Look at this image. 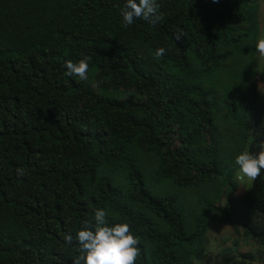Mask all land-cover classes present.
Instances as JSON below:
<instances>
[{
	"label": "trees",
	"instance_id": "obj_1",
	"mask_svg": "<svg viewBox=\"0 0 264 264\" xmlns=\"http://www.w3.org/2000/svg\"><path fill=\"white\" fill-rule=\"evenodd\" d=\"M157 2L153 26L125 25V0H0V264H73L97 209L131 225L137 264L254 258L226 249L212 263L213 221L264 247V171L237 196L223 143L242 133L258 152L264 107L214 82L255 41L264 0ZM86 56L87 81L66 75Z\"/></svg>",
	"mask_w": 264,
	"mask_h": 264
},
{
	"label": "clouds",
	"instance_id": "obj_2",
	"mask_svg": "<svg viewBox=\"0 0 264 264\" xmlns=\"http://www.w3.org/2000/svg\"><path fill=\"white\" fill-rule=\"evenodd\" d=\"M214 3L219 0H213ZM157 0H125L121 9V16L125 25H132L134 20L140 19L150 25H157L163 20ZM256 50L264 58V38L258 40ZM164 48L156 50V56H162ZM91 57L86 56L78 62L67 60L64 67L66 75L78 77L81 81L89 79ZM258 152L252 153L247 148L235 157L238 166V178L242 175L251 181L257 180L264 171V141L258 143ZM18 176H24L22 168L17 169ZM109 213L104 209H97L92 220L84 221V225L76 233L75 241L79 255L73 264H137L141 256L140 239L133 234L129 223L109 225ZM63 239L69 245L73 244L74 237L65 234Z\"/></svg>",
	"mask_w": 264,
	"mask_h": 264
},
{
	"label": "rangeland",
	"instance_id": "obj_3",
	"mask_svg": "<svg viewBox=\"0 0 264 264\" xmlns=\"http://www.w3.org/2000/svg\"><path fill=\"white\" fill-rule=\"evenodd\" d=\"M259 23H260V30L257 32L256 38L254 37L255 41L250 40L247 49L240 53L235 59H232L227 65H229L228 69L222 67L221 71L215 77L214 82L217 83V78L219 83L222 85L223 89H228L231 97H238L243 98L244 104H249L254 101V103L264 107V58H261L259 53L256 50L252 51V44H257L258 40L264 38V3L260 7V14H259ZM241 25V24H238ZM242 26V25H241ZM258 79V80H257ZM214 84L217 86V84ZM233 98H229L227 100L228 105L232 104L231 100ZM235 102L232 104L234 105ZM220 125L223 124L221 118L219 119ZM226 122H229V125H232L233 120L229 119ZM234 130V126H232ZM222 131V130H220ZM226 135V134H225ZM223 135V143L225 145V154H233V158L239 155L245 148V144L242 145V133H238L234 135L233 139L232 136H225ZM229 142L228 148H226V143ZM249 145V144H248ZM231 146L234 149H231ZM240 147V151L236 149V147ZM248 149V148H247ZM235 165V163H234ZM236 166V165H235ZM237 167V166H236ZM238 168V167H237ZM237 172L235 173V182L238 184V189L236 192L237 196L242 195L244 192L249 191L252 188L253 181L249 180L247 177L240 176L238 178ZM175 193H182L184 191L175 188ZM214 192V191H213ZM206 191L202 189H196L195 191L190 192V196L187 195L186 197L192 198L194 200L198 199L202 195H204ZM210 193V192H208ZM213 194V193H212ZM187 199V198H186ZM218 213H223L222 210H218ZM239 229L241 228V224H239ZM232 227L228 223H217L216 221L211 222L210 224V245L213 243H222L225 242L224 239L227 236H231ZM218 233L219 235L214 236L213 234ZM229 244L231 241H227Z\"/></svg>",
	"mask_w": 264,
	"mask_h": 264
},
{
	"label": "crops",
	"instance_id": "obj_4",
	"mask_svg": "<svg viewBox=\"0 0 264 264\" xmlns=\"http://www.w3.org/2000/svg\"><path fill=\"white\" fill-rule=\"evenodd\" d=\"M233 229V228H232ZM209 234V238H210ZM214 236L219 235L218 233L213 234ZM225 242L222 243H213L209 245V260L218 255L223 250H233L235 253L239 254H252L253 259L247 261L246 264H264V247L255 244L254 242L248 240L242 228L239 229V232L234 231L231 232V236H227L224 239ZM227 241H231L229 244Z\"/></svg>",
	"mask_w": 264,
	"mask_h": 264
}]
</instances>
